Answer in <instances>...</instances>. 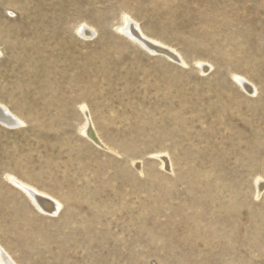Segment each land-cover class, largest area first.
<instances>
[{"label":"rangeland","instance_id":"obj_1","mask_svg":"<svg viewBox=\"0 0 264 264\" xmlns=\"http://www.w3.org/2000/svg\"><path fill=\"white\" fill-rule=\"evenodd\" d=\"M0 103L14 264H264V0H0Z\"/></svg>","mask_w":264,"mask_h":264},{"label":"bare ground","instance_id":"obj_2","mask_svg":"<svg viewBox=\"0 0 264 264\" xmlns=\"http://www.w3.org/2000/svg\"><path fill=\"white\" fill-rule=\"evenodd\" d=\"M120 31L123 35L127 36L131 40L137 42L140 46L147 49L152 54H163L168 57V59H173L176 61H180V56L172 50L170 47H167L163 45L162 43H159L153 39L148 38L145 36L135 21L130 19L129 17L126 18L125 24L122 28H120ZM79 34L83 36L84 38L90 39L94 36V31L89 27H82L79 30ZM201 69L203 72L208 71V67L206 65H201ZM236 80L247 89V91H250L254 89L248 82H246L243 79L236 78ZM253 92V91H252ZM84 115L86 116V126L84 128L83 134L90 139L92 142L96 143L99 146H104L102 141L98 138V134H96V131L94 130V127L91 123L90 116L88 113V110L86 107L83 106L82 108ZM0 123L9 127V128H15L23 125V121L18 118L16 115H14L12 112L9 111L6 106L0 103ZM105 147V146H104ZM163 160V159H162ZM164 162V160H163ZM167 162V161H166ZM164 164H167V163ZM9 181L16 185L18 188H20L22 191L27 194L28 198L32 202V204L42 213L45 214H51V215H57L58 211L60 210V203L56 201L55 199L49 197L47 194H44L42 192H39L37 189L22 183L21 181H18L15 178L10 177ZM260 185V183H259ZM262 185V184H261ZM260 187V186H258ZM260 189V188H259ZM7 256V255H6ZM3 254V251L0 248V261L2 264H14L12 260L9 257H6Z\"/></svg>","mask_w":264,"mask_h":264}]
</instances>
